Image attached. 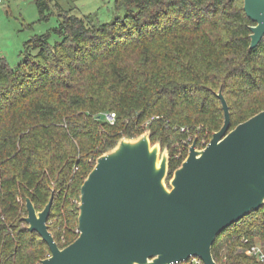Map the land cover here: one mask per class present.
Returning <instances> with one entry per match:
<instances>
[{
  "label": "trees",
  "instance_id": "16d2710c",
  "mask_svg": "<svg viewBox=\"0 0 264 264\" xmlns=\"http://www.w3.org/2000/svg\"><path fill=\"white\" fill-rule=\"evenodd\" d=\"M49 2L35 0L38 22L52 15ZM114 5L124 16L100 26L56 6V26L24 44L20 65L0 58V264L49 256L22 220L26 200L42 211L52 195L48 231L60 249L77 238L80 187L119 138L150 131L151 144L168 149V181L187 155L175 159L173 145L209 142L221 128L219 90L230 129L264 110V37L249 49L243 0ZM256 243L264 250V207L219 233L212 257L264 264L246 254Z\"/></svg>",
  "mask_w": 264,
  "mask_h": 264
},
{
  "label": "water",
  "instance_id": "95a60500",
  "mask_svg": "<svg viewBox=\"0 0 264 264\" xmlns=\"http://www.w3.org/2000/svg\"><path fill=\"white\" fill-rule=\"evenodd\" d=\"M243 11L253 50L264 37V0H243ZM216 98L221 128L201 150L194 140L168 181V149L151 144L148 130L100 155L80 187L78 236L63 249L48 231L52 195L42 211L26 200L22 220L49 248L39 264H216L217 235L264 207V110L230 129L221 90Z\"/></svg>",
  "mask_w": 264,
  "mask_h": 264
},
{
  "label": "rangeland",
  "instance_id": "374dc122",
  "mask_svg": "<svg viewBox=\"0 0 264 264\" xmlns=\"http://www.w3.org/2000/svg\"><path fill=\"white\" fill-rule=\"evenodd\" d=\"M49 4L52 15L48 22H38L35 0H0V58L10 68L15 69L22 63L24 44L31 37L56 26V6L79 18H88L95 26L111 23L125 14L115 9L114 0H50ZM191 144L192 141L189 147ZM196 148L204 147L196 144Z\"/></svg>",
  "mask_w": 264,
  "mask_h": 264
},
{
  "label": "built area",
  "instance_id": "2783aa9c",
  "mask_svg": "<svg viewBox=\"0 0 264 264\" xmlns=\"http://www.w3.org/2000/svg\"><path fill=\"white\" fill-rule=\"evenodd\" d=\"M99 116H101L102 121H104L108 125H113L115 123V120H116L115 113H103V114H100ZM180 132H185V129H183V128L180 129ZM190 143H191L190 138H188V139H183L179 143L174 144L173 145V148L175 149L174 158L180 159L182 154L185 151L187 152ZM199 144L202 145L203 147H205L208 144V142L206 141V139L202 138L200 140ZM244 242H246V241H244ZM246 254L253 257L259 263H264V250L259 244L256 243V244L250 246L247 249ZM172 264H203V263L201 260H199L197 258H189L187 260L174 262Z\"/></svg>",
  "mask_w": 264,
  "mask_h": 264
}]
</instances>
